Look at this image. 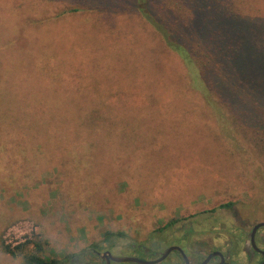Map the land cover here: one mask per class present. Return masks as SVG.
Instances as JSON below:
<instances>
[{"label": "rangeland", "instance_id": "374dc122", "mask_svg": "<svg viewBox=\"0 0 264 264\" xmlns=\"http://www.w3.org/2000/svg\"><path fill=\"white\" fill-rule=\"evenodd\" d=\"M147 2L190 47L230 37L240 22L220 19L239 8L245 70L264 77V0H195L188 25L165 10L186 0ZM138 6L0 0V264H27L34 242L43 256L72 264L105 241L125 251L178 244L192 261L197 250L230 248L234 264L258 263L242 248L264 222V140L256 145V132L227 125L229 114L218 118ZM34 108L40 121L27 128L24 112Z\"/></svg>", "mask_w": 264, "mask_h": 264}, {"label": "trees", "instance_id": "16d2710c", "mask_svg": "<svg viewBox=\"0 0 264 264\" xmlns=\"http://www.w3.org/2000/svg\"><path fill=\"white\" fill-rule=\"evenodd\" d=\"M181 1L185 2V0H180V3H182ZM194 1L186 0L185 7L179 6L177 8H172L167 4L168 6L165 10L172 12L176 16L174 17L175 21L183 20L185 25H188L197 17L196 6H193ZM138 5L140 12L146 20L164 36L166 45L183 60L188 68L193 88L199 90L204 95L207 103L215 110L218 118L223 120L227 118L228 114L231 115L232 119H229L230 122L229 120L227 121L228 118L224 120L226 124L229 125L232 121L233 124L250 128L247 134H250L251 131L256 132L252 135L251 139L256 145L259 144L260 146V141L264 140V77L253 73L251 69L252 72L245 70L247 64L243 53L246 48L245 45L243 46L244 43L239 41L236 35L238 29L244 30L247 25L243 23L245 19L241 20L242 13L240 9L229 8L226 10L227 12L224 9V13L221 16L222 26L229 24V17L236 19L238 23L240 22L234 27V29L237 28L234 33L229 31L230 37H226L225 34L221 33L222 39L216 41V43L214 41L213 43L203 45L201 42H195L190 47L173 38L171 29L161 20V10L153 13L148 7L147 0H138ZM211 72L217 75L219 78L218 82H212L210 80L212 77ZM245 75L249 78L247 79ZM211 85L216 88V93L219 92L218 98L222 102L224 101L223 103L214 96ZM246 89L247 96H256V102L253 105L244 104L243 99L245 98L244 94H246ZM83 112L79 114L80 119L84 114L86 115L88 113L86 111ZM24 115H26L25 125L27 128H35L38 120L40 121L39 118H36L37 113L35 112V108L32 111L26 110ZM28 122L34 125H30ZM1 130L5 131L4 127ZM9 139L14 141L12 137ZM170 225L171 223L166 224L163 229ZM34 243L36 250L32 253H25L24 255L27 264H58L57 260L42 255L43 247L40 242ZM26 245L27 243L22 244L18 247V250L24 249ZM6 250L9 253L16 254L9 247Z\"/></svg>", "mask_w": 264, "mask_h": 264}, {"label": "flooded vegetation", "instance_id": "af4514ba", "mask_svg": "<svg viewBox=\"0 0 264 264\" xmlns=\"http://www.w3.org/2000/svg\"><path fill=\"white\" fill-rule=\"evenodd\" d=\"M256 225V224H255ZM254 225V226H255ZM253 226V228H254ZM252 228V230H253ZM166 229V228H165ZM263 227L259 228L255 235V243L257 248L254 247L252 239L250 237L251 232L247 233L245 236V242L242 250L244 251L247 261L252 262L253 260H258L257 264H262L264 261V248L260 247L259 239H263ZM163 230V229H161ZM172 246H178L182 250H172L168 256L158 263L153 264H202L210 255L214 254L207 264H234L231 257V249H220L219 247H214L209 252H204V255H200L199 250L196 251L195 260L189 257L186 247L178 244H170L166 248L154 250L145 244L133 245L131 250L125 251L124 249H117L119 247L118 243L105 241L101 244H93L89 248H86L79 254L72 256L70 262L72 264H136L133 261H115L112 256L115 257H134L144 261H155L158 260L166 250ZM239 245H236V250ZM139 252L135 256H128L129 253ZM203 253V252H202ZM128 254V255H125ZM137 256V257H136ZM58 264H60L58 262ZM250 264V263H249Z\"/></svg>", "mask_w": 264, "mask_h": 264}, {"label": "water", "instance_id": "95a60500", "mask_svg": "<svg viewBox=\"0 0 264 264\" xmlns=\"http://www.w3.org/2000/svg\"><path fill=\"white\" fill-rule=\"evenodd\" d=\"M261 227H264V222H260L258 224H256L252 230V233L250 234V237L252 239V243L254 245L255 248H257L256 246V243H255V235H256V232L258 231L259 228ZM174 249H178V250H182L180 247L178 246H172L170 247L168 250H166L164 252V254L158 259V260H155V261H144V260H140L138 258H134V257H115V256H112V258L115 260V261H133L135 262L136 264H153V263H158L160 261H162L163 259H165L168 254L174 250ZM214 254L210 255L202 264H207L208 261L211 259V257L213 256ZM264 264V261L263 263Z\"/></svg>", "mask_w": 264, "mask_h": 264}, {"label": "built area", "instance_id": "2783aa9c", "mask_svg": "<svg viewBox=\"0 0 264 264\" xmlns=\"http://www.w3.org/2000/svg\"><path fill=\"white\" fill-rule=\"evenodd\" d=\"M23 227H24L23 235L31 234L33 232V226L31 224L24 223Z\"/></svg>", "mask_w": 264, "mask_h": 264}]
</instances>
